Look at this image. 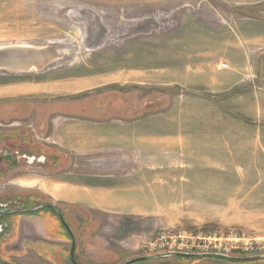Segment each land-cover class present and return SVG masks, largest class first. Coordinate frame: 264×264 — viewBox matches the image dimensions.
I'll return each instance as SVG.
<instances>
[{
    "label": "rangeland",
    "instance_id": "rangeland-1",
    "mask_svg": "<svg viewBox=\"0 0 264 264\" xmlns=\"http://www.w3.org/2000/svg\"><path fill=\"white\" fill-rule=\"evenodd\" d=\"M8 45L60 56L40 71L0 70V149L43 157L0 175V202L35 193L56 204L82 264L164 251L257 258L133 264H264V0H0ZM85 124L82 140L64 137ZM162 136L182 147L158 148ZM76 142L94 147L79 154ZM63 181L122 207L69 206L57 200ZM37 212L69 237L52 209ZM232 234L226 252L217 240ZM37 247L41 257H11L72 264L68 249L61 259L59 246Z\"/></svg>",
    "mask_w": 264,
    "mask_h": 264
},
{
    "label": "crops",
    "instance_id": "crops-1",
    "mask_svg": "<svg viewBox=\"0 0 264 264\" xmlns=\"http://www.w3.org/2000/svg\"><path fill=\"white\" fill-rule=\"evenodd\" d=\"M89 125H80L78 128H70L68 132L65 133L64 137H68L70 140L75 141L76 139H80L81 135L79 129H84L88 128ZM167 136H162L156 139V145H158V148L165 147L166 148H173L174 146H181L182 147V139H179L176 142L168 141ZM84 142V141H82ZM82 142H76V143H71V150L73 152L82 154L83 152H86V150H89L88 148L92 149L94 146H87L85 147V144ZM81 143V144H80ZM84 145V147H83ZM163 145V146H162ZM173 146V147H172ZM56 183L59 184L58 181H55ZM62 183V182H60ZM64 186L63 189L57 193H59V197H57V200H62L65 203L69 204V206H86V207H93V208H110V209H118L121 208L122 205L115 203V201L111 198V200L108 202H103V201H98L95 199L90 198L87 195L88 198L85 197H80L75 194H77L78 191H84L85 193H89L90 188L83 187L79 183H76V181H63ZM112 194V190H107ZM75 193V194H74ZM68 220V219H67ZM68 223L70 224L69 220ZM70 230L74 232V228L70 224ZM13 237V239H12ZM70 241L71 239L69 237H66L65 235L62 234V231L59 229V226L56 224V222L53 220L52 215L46 214V213H41V214H36L33 216H21L18 220V225H17V231H14V234L10 237V239L7 241L9 244L6 247V251L8 252L7 255L10 257L7 258L10 260L12 259V264H18L17 259L12 258V252H26V255H32V256H37L41 257L40 251H43L45 249H40L37 246L44 245L49 247L50 245H57L59 246V250L55 251L57 252L60 256L61 259L64 258V254H67V249L69 250L70 247ZM69 244V245H68ZM67 246H69L67 248ZM37 247V248H36ZM47 247H45L47 249ZM48 250V249H47ZM69 253V252H68ZM24 255V254H23ZM70 256V255H69ZM65 260H62V263ZM57 263V261H56ZM54 264V263H53Z\"/></svg>",
    "mask_w": 264,
    "mask_h": 264
},
{
    "label": "water",
    "instance_id": "water-1",
    "mask_svg": "<svg viewBox=\"0 0 264 264\" xmlns=\"http://www.w3.org/2000/svg\"><path fill=\"white\" fill-rule=\"evenodd\" d=\"M60 56L59 50L53 47L39 48L29 45H8L0 47V70H8L13 72H29V71H40L48 68L51 63ZM56 209L55 205H49ZM41 206L33 209H39ZM63 222V216L61 212L56 209ZM71 235V248H70V259L73 264H80L74 257V249L76 240L72 232ZM171 256H184L191 258H219L231 262H242L257 258L252 257H232L226 253L218 252H201V253H189L181 251H164L157 252L151 255H143L132 257L120 264H133L136 262L150 260L155 258H167Z\"/></svg>",
    "mask_w": 264,
    "mask_h": 264
},
{
    "label": "flooded vegetation",
    "instance_id": "flooded-vegetation-1",
    "mask_svg": "<svg viewBox=\"0 0 264 264\" xmlns=\"http://www.w3.org/2000/svg\"><path fill=\"white\" fill-rule=\"evenodd\" d=\"M26 150H27L26 152L24 151L20 153L17 152L18 154L16 153L14 156L10 153H5L6 152L5 150L0 149V165L2 163L6 164L5 168L3 167L0 168V175L2 176L9 169L11 164L15 163L16 161L18 162V160L20 159H23L25 161H30L31 163H34L36 160H38L37 156L28 153V149ZM41 158L43 157H40L38 161H41ZM49 205H55L56 209H58L61 212L65 222L61 220L58 211L50 207ZM39 206H41L39 209L33 210ZM42 208L52 209L56 213V216L59 218V220L64 225H66L69 231V237L71 239L70 231L72 232V230H70L71 229L70 224L68 223L67 217L64 214L63 210H61L56 204L42 201V197L39 196L38 194L28 193L26 195L18 197L17 199H14V201L13 200L10 201V203L0 202V264H12V259L8 260L7 257L5 256V253H6V247L9 244V242L7 241L14 234V231L15 232L17 231L19 218L21 216L36 215L38 213L37 211H39ZM72 234L74 235V232H72ZM70 248H71V241L68 250L69 255H70ZM75 251H76V244L74 249V257H75ZM59 263L62 262L59 261Z\"/></svg>",
    "mask_w": 264,
    "mask_h": 264
},
{
    "label": "built area",
    "instance_id": "built-area-1",
    "mask_svg": "<svg viewBox=\"0 0 264 264\" xmlns=\"http://www.w3.org/2000/svg\"><path fill=\"white\" fill-rule=\"evenodd\" d=\"M221 66L227 67V65L224 63H222ZM243 239H244V237H243ZM161 240H163V241H161V245H164V243H167V240L164 238V236L161 238ZM239 240H240V237L237 234H232V235H230V237H227L224 239V243H222L219 240H217V241H218L220 248L227 252V251H230L229 249H231V248H236L235 244H238ZM221 243H222V245H221ZM173 244H175V243L173 242Z\"/></svg>",
    "mask_w": 264,
    "mask_h": 264
},
{
    "label": "trees",
    "instance_id": "trees-1",
    "mask_svg": "<svg viewBox=\"0 0 264 264\" xmlns=\"http://www.w3.org/2000/svg\"><path fill=\"white\" fill-rule=\"evenodd\" d=\"M184 258H188V257H184Z\"/></svg>",
    "mask_w": 264,
    "mask_h": 264
},
{
    "label": "bare ground",
    "instance_id": "bare-ground-1",
    "mask_svg": "<svg viewBox=\"0 0 264 264\" xmlns=\"http://www.w3.org/2000/svg\"><path fill=\"white\" fill-rule=\"evenodd\" d=\"M27 184V183H26Z\"/></svg>",
    "mask_w": 264,
    "mask_h": 264
}]
</instances>
